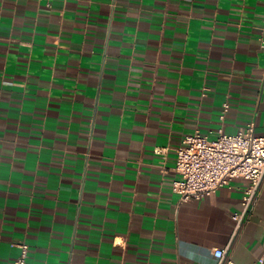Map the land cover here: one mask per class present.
Returning <instances> with one entry per match:
<instances>
[{"label":"crops","instance_id":"0c3cea01","mask_svg":"<svg viewBox=\"0 0 264 264\" xmlns=\"http://www.w3.org/2000/svg\"><path fill=\"white\" fill-rule=\"evenodd\" d=\"M251 122L264 0H0V264H264V182L233 240L246 180L172 188L185 136Z\"/></svg>","mask_w":264,"mask_h":264},{"label":"built area","instance_id":"2783aa9c","mask_svg":"<svg viewBox=\"0 0 264 264\" xmlns=\"http://www.w3.org/2000/svg\"><path fill=\"white\" fill-rule=\"evenodd\" d=\"M230 104H223L220 119L223 121ZM173 191L182 201L201 200L229 185L235 178L246 180L240 211L232 213L234 232L232 240L249 218L264 182V135L255 133L251 122L235 134L219 127L216 132L196 131L183 138L176 148ZM232 241L214 249L217 264H237L230 256ZM20 254L13 264H27L29 245L22 243ZM262 262V260H261Z\"/></svg>","mask_w":264,"mask_h":264}]
</instances>
